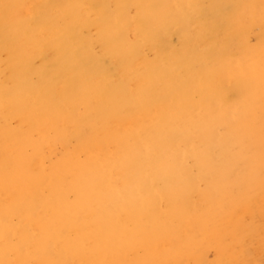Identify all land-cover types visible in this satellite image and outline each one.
<instances>
[{"label": "bare ground", "instance_id": "1", "mask_svg": "<svg viewBox=\"0 0 264 264\" xmlns=\"http://www.w3.org/2000/svg\"><path fill=\"white\" fill-rule=\"evenodd\" d=\"M263 117L264 0H0V264L225 255Z\"/></svg>", "mask_w": 264, "mask_h": 264}, {"label": "rangeland", "instance_id": "2", "mask_svg": "<svg viewBox=\"0 0 264 264\" xmlns=\"http://www.w3.org/2000/svg\"><path fill=\"white\" fill-rule=\"evenodd\" d=\"M254 34L251 35L253 38ZM251 140L250 155L255 156L256 168L264 171V117L249 123ZM262 191L258 202L253 205L237 200L223 206L220 221L214 225L225 230L222 239L227 253L218 252L220 241H211L212 246L204 252L205 260L201 264H264V184L256 182ZM225 257L224 259H222ZM133 262V258H129ZM197 255H185L163 261L157 253L152 254L148 264H197Z\"/></svg>", "mask_w": 264, "mask_h": 264}]
</instances>
